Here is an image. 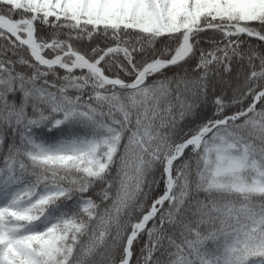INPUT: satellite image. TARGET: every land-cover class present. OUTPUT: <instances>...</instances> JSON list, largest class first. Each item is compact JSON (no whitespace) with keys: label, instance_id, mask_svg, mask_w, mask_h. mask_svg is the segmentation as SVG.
I'll return each mask as SVG.
<instances>
[{"label":"trees","instance_id":"1","mask_svg":"<svg viewBox=\"0 0 264 264\" xmlns=\"http://www.w3.org/2000/svg\"><path fill=\"white\" fill-rule=\"evenodd\" d=\"M142 1L153 10L154 0ZM168 1L181 5L168 16L173 28L158 34L74 24L0 0V15L29 19L41 56L61 62L39 64L0 28V179L14 186L0 210V264H119L167 191L168 159L197 134L173 160L168 198L131 241L126 264H264V190L201 181L213 133L245 147L264 173V42L231 27L264 37V19L243 21L236 0ZM189 27L186 58L133 89L63 67L71 50L129 83L150 61L170 60ZM89 140L97 147L88 152L80 143ZM70 141L71 155H57ZM42 147L51 152L40 155Z\"/></svg>","mask_w":264,"mask_h":264},{"label":"rangeland","instance_id":"2","mask_svg":"<svg viewBox=\"0 0 264 264\" xmlns=\"http://www.w3.org/2000/svg\"><path fill=\"white\" fill-rule=\"evenodd\" d=\"M4 1L33 14H41L44 17H54L55 19H66L74 24L83 23L92 26L107 25L114 27L129 25L143 32L158 34L168 32L173 28L168 16L174 7L179 9L181 5V2L170 3L168 0H154L153 10H149V7L142 0ZM236 2L243 21L264 19V0H236ZM12 21L16 25V34L26 40L34 38L31 30L32 23L29 19ZM0 28L5 29L1 26ZM20 34H23V36ZM186 45L184 34L182 43L176 51L177 56L187 50L186 48L183 51ZM31 51L33 56L36 57L33 50ZM45 62L61 64L58 57ZM76 67H83V65L80 64ZM206 142V160L201 174L203 183L209 187H228L240 192L264 190V179L261 178V176L264 177V173L256 169L255 162L250 165L249 155L245 147L228 142L222 134L218 133H213L207 137ZM76 146L75 141H70L56 147L54 151L59 156L68 157ZM80 146H83L89 152L96 149L97 142L89 140L86 143H80ZM50 152L44 147L39 148L37 151L40 155H48ZM112 153H114V150ZM13 189L14 186L8 189L4 180L0 179V210L6 207L12 199Z\"/></svg>","mask_w":264,"mask_h":264},{"label":"water","instance_id":"3","mask_svg":"<svg viewBox=\"0 0 264 264\" xmlns=\"http://www.w3.org/2000/svg\"><path fill=\"white\" fill-rule=\"evenodd\" d=\"M0 19H2L7 25L8 27H12L13 25V22L4 17V16H1L0 15ZM232 28H234L235 32L236 33H242V34H245L249 37H252L254 39H258L260 41H263L264 42V37L257 34V33H254V32H251V31H248L247 29H245L244 27L238 25V24H233L231 25ZM206 27H203L201 29H204ZM195 28H188L186 33H185V39H186V43H187V50L179 55V56H175L173 57L172 59L170 60H153V61H150L149 63H147L137 74L136 78L132 81V82H129V83H123V82H120L119 80L117 79H110L106 76H104L101 71L98 69L97 65L94 64V63H91L89 62L88 60H86L83 56H81L80 54H77V53H74V52H71L72 55L74 56V61L72 63V65L69 67V69H72L73 67L77 66L78 64V61H82V64L84 66H86L92 73H94L95 75H97V77L103 81L105 84H110V85H119V86H123V87H126V88H130V89H133V88H136L137 86H139L142 81L145 79V74L148 73V72H151L155 69H159V68H164V67H169V66H172L174 64H177L181 61H183L186 56L189 54L190 50H191V44H190V41H189V35L191 33L192 30H194ZM6 30V29H5ZM11 36H13L19 43L25 45L26 47H28L29 49L33 50V46H32V43L26 39H23L21 38L20 36H18V34H16L15 32H11L9 30H6ZM33 43L35 45H37L34 41ZM38 50V49H37ZM33 55V54H32ZM36 60L42 64V65H50L49 63L45 62L46 60H44L38 50V55L36 56ZM57 63H52V65H56ZM260 95V93L256 96L255 98V101L257 100L258 96ZM198 136L197 135L196 137L193 138V142L196 141L198 139ZM192 143L191 140H188L186 141L181 149L178 151V153L176 155H173L169 160H168V165L169 167L171 166V163H172V160L174 159H177L181 156L182 152L184 151V149L190 144ZM167 178L170 179V171L167 172ZM171 183L172 181L170 180V184H169V187H168V191L170 190V187H171ZM168 191L165 193L164 195V199H166L168 197ZM156 212V209H153L150 213L146 214L145 217L141 220V222L139 223V226L138 228L136 229V233H134L132 235V237L129 239V243L132 241V239L134 237H136L137 235V232H139L143 227H144V224H143V220H148V216L155 213ZM128 245L127 244V255H126V258L125 260L120 263V264H125L128 262L129 260V257H130V251H129V248H128Z\"/></svg>","mask_w":264,"mask_h":264},{"label":"bare ground","instance_id":"4","mask_svg":"<svg viewBox=\"0 0 264 264\" xmlns=\"http://www.w3.org/2000/svg\"><path fill=\"white\" fill-rule=\"evenodd\" d=\"M0 26L3 27V28H5L6 30L11 31V32H15V31H16V25H15V24H13L12 27H8V25H7L2 19H0ZM27 40L30 41V42L32 43V46H33V52H34L36 55H38L37 46L33 43V39L28 38ZM186 48H187V45L183 48V49H184L183 51H185ZM183 51H182V52H183ZM182 52H180V53H182ZM180 53H179V54H180ZM178 56H179V55H178ZM79 63H82V61H78V64H79Z\"/></svg>","mask_w":264,"mask_h":264}]
</instances>
